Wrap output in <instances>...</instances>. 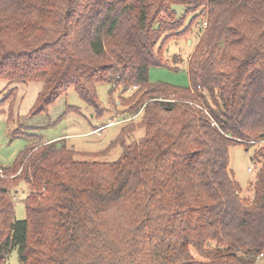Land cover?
I'll list each match as a JSON object with an SVG mask.
<instances>
[{"label": "trees", "instance_id": "16d2710c", "mask_svg": "<svg viewBox=\"0 0 264 264\" xmlns=\"http://www.w3.org/2000/svg\"><path fill=\"white\" fill-rule=\"evenodd\" d=\"M178 7L192 17L187 29ZM201 22L186 61L190 87L150 84V68L167 65L159 41ZM0 80L42 83L34 115L74 89L101 116L99 84L136 87L120 106L143 110L145 132L126 145L134 130L124 128L114 163L79 162L52 141L3 169L0 264L14 250L19 264H256L264 256V0H0ZM236 144L261 145L250 200L229 168ZM4 176L26 186L23 221Z\"/></svg>", "mask_w": 264, "mask_h": 264}, {"label": "rangeland", "instance_id": "374dc122", "mask_svg": "<svg viewBox=\"0 0 264 264\" xmlns=\"http://www.w3.org/2000/svg\"><path fill=\"white\" fill-rule=\"evenodd\" d=\"M176 10L177 20H183L181 29L189 28L192 17L186 16L182 7ZM197 25L196 23L183 38H174L166 43L164 38L159 41L157 49L162 50L167 65L150 68V84L181 89L190 87L186 61L200 39ZM175 56L185 62L174 63ZM41 88L40 82L9 85L8 82L0 80L1 171L12 167L20 154H24L27 149L47 140L64 141L77 153L75 160L79 162L114 163L122 154V147L116 141L124 128L132 126L134 130H129L125 135L126 145L138 142L144 137V129L139 127L144 116L143 110L134 115L129 114L125 106H120L121 99L130 98L137 91L136 87L123 93L120 88L114 90L111 84H99L96 88L97 97L101 108L105 110L101 116H97L74 89H69L46 111L34 115L32 110ZM10 90L12 92L8 96ZM171 99L173 98L168 97L163 102H170ZM260 146L255 144L247 150L244 145L236 144L229 149V168L234 182L241 190V198L245 200L252 199V188L261 167L255 155ZM251 166L255 170L248 172ZM3 178L4 186L9 191L8 197L14 206L15 219L23 221L26 218V186L13 181V176ZM191 254L195 260L204 261L194 250H191ZM7 264H19L16 250L10 254ZM256 264H264V256H259Z\"/></svg>", "mask_w": 264, "mask_h": 264}, {"label": "built area", "instance_id": "2783aa9c", "mask_svg": "<svg viewBox=\"0 0 264 264\" xmlns=\"http://www.w3.org/2000/svg\"><path fill=\"white\" fill-rule=\"evenodd\" d=\"M206 26H207V23L206 22H201V23H199L198 25H197V30H204L205 28H206ZM255 170V168L254 167H250L249 169H248V172H253ZM2 174V171L0 170V175ZM261 257L263 256V255H260Z\"/></svg>", "mask_w": 264, "mask_h": 264}, {"label": "crops", "instance_id": "0c3cea01", "mask_svg": "<svg viewBox=\"0 0 264 264\" xmlns=\"http://www.w3.org/2000/svg\"><path fill=\"white\" fill-rule=\"evenodd\" d=\"M52 141H54V140H47L46 142H52Z\"/></svg>", "mask_w": 264, "mask_h": 264}]
</instances>
